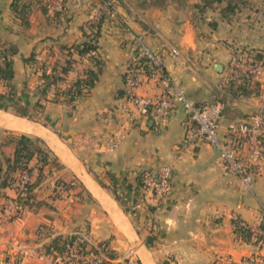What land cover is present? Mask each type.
Here are the masks:
<instances>
[{
    "label": "crops",
    "instance_id": "1",
    "mask_svg": "<svg viewBox=\"0 0 264 264\" xmlns=\"http://www.w3.org/2000/svg\"><path fill=\"white\" fill-rule=\"evenodd\" d=\"M10 2L0 0V45L13 47L9 89L19 101L29 104L38 99L43 68L49 73L51 66L63 62V47L86 40L91 24L105 7L102 0H64V10L56 17L34 10L22 24L13 15ZM197 2L166 0L157 6L151 0H110L115 15L108 16L99 27L95 44L100 64L87 95L68 105L63 98L49 100L51 89L47 100H41L40 123L0 110L2 162L12 157L13 146L5 142L7 133L37 139L55 159L49 175L33 188L35 200L50 206L26 207L13 219L0 210V264H56L45 257H10V252L15 243L41 247L85 222L87 239L92 243L107 241L114 261L127 258L129 246H134L129 262L140 264H228L264 254V248L236 237L230 223L238 217L256 226L264 207V172L246 187L225 168L211 145L204 141L183 144L186 117L179 105L159 127L145 119L132 125L124 121L122 78L134 52L131 34L161 54L164 70L192 101L225 96L221 135L229 122L248 117L261 106V93L225 95L223 65L231 47L223 44L226 41L233 48L264 51V27H257L256 33L251 27L245 28L247 33L239 38L235 19L240 12L222 20L216 8L208 9L199 18L193 8ZM208 21H215V29ZM170 49L178 54L173 55ZM72 57L76 58L74 53ZM78 73L74 64L67 80ZM140 80L137 94L160 93L155 79L141 76ZM110 133L121 134L113 148L103 142ZM161 165L171 168L170 185L162 198L155 199L141 190L135 177ZM101 172L111 177L120 203L95 180L94 174ZM57 179L77 183L78 188H68L58 196L54 186ZM3 193L7 198L0 197V206L15 196V190L7 187Z\"/></svg>",
    "mask_w": 264,
    "mask_h": 264
},
{
    "label": "trees",
    "instance_id": "2",
    "mask_svg": "<svg viewBox=\"0 0 264 264\" xmlns=\"http://www.w3.org/2000/svg\"><path fill=\"white\" fill-rule=\"evenodd\" d=\"M59 8H53L46 0H11L10 9L13 15L21 21L22 24L27 23V16L34 10H40L42 14L56 17L64 10V0H57ZM105 9L99 13L97 19L91 24V33L88 38L80 43L72 44L64 49V59L61 64L51 66L49 73L44 71V68L40 74L41 83L37 86L38 99L29 104L25 103L24 110L30 114H17L28 119H39L43 116V103L41 100H47V93L52 89L49 100L56 101L59 98H63L66 104H71L75 99L84 97L87 95L89 89L94 85L97 79L98 67L100 64L98 51L95 55L89 58L90 64L88 66H81L79 56L91 49L97 50L95 44L98 30L102 22L108 18L109 11L112 10L110 0H102ZM166 0H162V4ZM180 2L181 0H174ZM154 4V3H153ZM243 6H250L246 0H198L193 4L199 18H203L202 14L208 9H217L219 18L222 20H229L232 15L242 9ZM240 7V8H239ZM207 24L211 29H215V21H208ZM245 53L246 57L252 62H258L264 66V51L260 49H238ZM72 53L76 58L72 57ZM13 47L11 45H0V96L2 98H8L10 96L9 81L12 78V60ZM143 60H141L142 63ZM76 64L79 68L78 75L67 80L66 74L73 65ZM123 80V78H122ZM59 84H66V86H58ZM223 86L225 95L229 97L247 96L251 93L259 94L262 92V87L250 80V78L242 73H233L229 70L225 71V77L223 79ZM7 88V91L5 90ZM206 101V100H205ZM211 101H219L225 105V96H220ZM196 103V102H195ZM200 103V102H198ZM225 110V108H224ZM247 117V116H246ZM244 117V118H246ZM5 142L11 143L13 146L12 157L10 159L4 158L3 162L0 160V197H5L3 190L7 187H11L16 182L21 173L27 175V179L21 186L14 185L15 196L9 198L8 201L19 207L9 219L16 218L21 215L24 208L34 209L41 204L47 205L44 201H36L33 195V188L43 180L51 172V165H55V159L50 158L47 150H45L39 144L35 138H26L23 136H16L11 133H7L5 136ZM237 149L239 144L232 145ZM34 160L32 165L29 162ZM141 173H139L135 180L138 185L141 182ZM95 180L98 184L109 189L113 194L115 200L120 203V197L116 188L111 183V177L104 172L94 174ZM105 180V181H104ZM65 184V185H64ZM64 185L65 188H62ZM54 186L59 194V188L68 190L71 188L66 182L59 179L54 181ZM59 186V187H58ZM59 196V195H58ZM50 206V205H47ZM231 228L233 234L240 240L257 246L258 248H264V207L260 209L258 222L256 228L258 231L252 230L251 226L245 223L238 217L231 219ZM76 238V233H69L64 235H56L50 239L45 245L52 254L60 255L67 249V245L73 243ZM75 252L80 254H102L99 257L97 264H121L120 261H114L108 248L107 241L97 242V248L88 247L86 243H81L76 246ZM48 254V253H47ZM50 254V253H49ZM55 258V257H52ZM94 258V257H92ZM123 262L127 264V259H123ZM132 264V263H131ZM135 264H140L138 261ZM228 264H264V254H255L249 257L241 259L239 262H230Z\"/></svg>",
    "mask_w": 264,
    "mask_h": 264
},
{
    "label": "built area",
    "instance_id": "3",
    "mask_svg": "<svg viewBox=\"0 0 264 264\" xmlns=\"http://www.w3.org/2000/svg\"><path fill=\"white\" fill-rule=\"evenodd\" d=\"M53 8H59L56 0H46ZM115 13L109 11V16ZM134 52L123 73L122 96L125 102L123 107L124 121L128 125L134 124L138 119L149 121L154 127H159L169 113L179 105L186 117L185 131L182 137L183 144H195L206 142L218 153L225 168L239 177L246 187H250L254 177L264 172V66L258 62H252L245 53L233 49L229 53L226 70L233 73L247 75L251 81L262 87V103L256 112L246 118L229 122L225 127V134L219 132V122L224 112L225 105L219 101H202L195 103L189 99L184 90L177 85L164 70L161 63V54L150 50L139 36L131 34ZM173 55H177L176 49H170ZM97 53L91 49L79 56L81 66L90 64L89 58ZM141 60L142 63H141ZM225 70V71H226ZM155 79L159 85L160 93L156 96L139 95L135 92L140 85V77ZM120 133H110L104 137V144L108 148L116 146ZM239 144L237 149L232 145ZM171 168L169 165H161L154 169L142 171L139 187L149 197L160 199L169 190ZM27 179L25 173H21L16 182L12 184L21 186ZM8 216L12 215L19 207L11 202L0 206ZM258 231L256 227L251 228ZM87 237L83 233L76 232V238L72 244L67 245L64 253L79 257H55L57 264H97L99 257H81L75 252L76 246L86 243ZM87 244V243H86ZM23 254H30L26 249L17 247ZM129 252L132 250L129 249ZM77 253V254H76ZM43 259L44 257L40 256ZM45 259L52 260L50 257Z\"/></svg>",
    "mask_w": 264,
    "mask_h": 264
},
{
    "label": "rangeland",
    "instance_id": "4",
    "mask_svg": "<svg viewBox=\"0 0 264 264\" xmlns=\"http://www.w3.org/2000/svg\"><path fill=\"white\" fill-rule=\"evenodd\" d=\"M151 1L157 6L160 5V3L162 2V0H151ZM246 1L249 2L250 6L241 7L242 9L238 10V12H240V14L237 15L236 16L237 18L235 19L236 20L235 21V25L239 27L238 33H237L239 38L245 36V33H247V30L245 28L251 27L254 30L253 33H256L255 31L257 30V27H259V26L264 27V0H246ZM126 6H129V5H126ZM113 11L115 12L114 9H113ZM224 42H225L224 44L222 43L223 45L226 44V45H228L227 47H231L230 51L233 50V49L235 50V49L239 48V47L233 48L232 43H230V42L228 43L226 41H224ZM220 44H219V46H220ZM150 50H152V49H150ZM230 51H229V53H230ZM226 65H227V62H226V64L223 65L225 70H226ZM5 90L7 91V88H5ZM8 90L10 91V96L8 98L5 99V98H2L0 96V110H5V111H7L10 114H13L15 116H19L17 114H22V113L23 114L25 113L28 116H30V114L27 113L24 110L25 103L19 101V99L15 96L14 92L11 91V88L8 89ZM0 91H1V86H0ZM207 101H211V99H208ZM23 118H25L27 120L37 121L39 123L43 122V121L40 120V118L39 119H34V120L33 119H28L27 117H23ZM64 185H62V188H65ZM67 185H69L71 187V190H77V188H78L77 187L78 186L77 183L76 184L74 183L73 185H70V182H69V183H67ZM56 189H58V188H56ZM61 192L63 193L62 189L59 188V192H58L59 194L58 195H60ZM78 193H80V192H78ZM78 193L75 194V196H76L77 200H80L79 199L80 197H79ZM5 204H3L2 206H4ZM7 215H8V213H7ZM74 221H76V216L74 218ZM71 232L72 233H74V232L75 233L76 232L83 233L87 237V233H88L87 232V223L85 222V223H81V224H76L74 226V228L71 230ZM97 242H99V241H95V243H92V242H90L88 240L86 242L87 243L86 245L88 247L97 248ZM15 245H16L15 249H13L10 252L11 253L10 257H32V256L33 257H40V256H42V257H79V256L70 255L69 253H61L60 255L52 254L51 251L48 250L47 247H45V245H42L41 247H39V246L35 247L34 249L30 248V247H25V246L21 247V248H24V250L26 249L30 253V254H23V252H21L20 250L17 249V247H20V246L17 243H15ZM129 249L133 250L134 246H129L128 249L126 250L127 251V258H124V259H127V264H131L129 262L128 258L130 257V254L132 252H129ZM110 253H111L112 257H114L112 252H111V250H110ZM80 256L81 257H102V254H101V252L100 253L98 252L97 254H93V253L92 254L91 253L84 254V255L80 254ZM124 257H126V256H124ZM52 259H54V258H52ZM119 261H120L121 264H125L123 262V259H121ZM132 264H135V262L133 261Z\"/></svg>",
    "mask_w": 264,
    "mask_h": 264
},
{
    "label": "water",
    "instance_id": "5",
    "mask_svg": "<svg viewBox=\"0 0 264 264\" xmlns=\"http://www.w3.org/2000/svg\"><path fill=\"white\" fill-rule=\"evenodd\" d=\"M215 66H216V67H219V69H220V65H219V64H215Z\"/></svg>",
    "mask_w": 264,
    "mask_h": 264
}]
</instances>
